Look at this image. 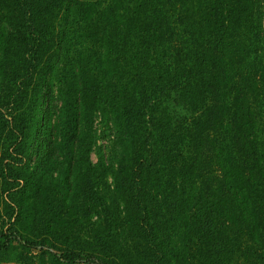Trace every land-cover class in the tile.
<instances>
[{
	"label": "trees",
	"instance_id": "1",
	"mask_svg": "<svg viewBox=\"0 0 264 264\" xmlns=\"http://www.w3.org/2000/svg\"><path fill=\"white\" fill-rule=\"evenodd\" d=\"M5 149L0 252L264 264V0H0Z\"/></svg>",
	"mask_w": 264,
	"mask_h": 264
},
{
	"label": "rangeland",
	"instance_id": "2",
	"mask_svg": "<svg viewBox=\"0 0 264 264\" xmlns=\"http://www.w3.org/2000/svg\"><path fill=\"white\" fill-rule=\"evenodd\" d=\"M7 150L8 149H5L4 152L2 154H0V157L1 156L3 157V154H5V152ZM93 158H94V161L97 160L96 153H93ZM52 168H54V166ZM56 169L59 170V167H57ZM55 173H57V170L55 171ZM82 173H83V170H82ZM73 175H74V179H75L76 177L80 176V171L75 170ZM104 175L100 176V179H99V181L102 182L101 185L103 187H105V184H106V179H105ZM83 177H84V181L80 182V184H82V187H83V185H86L85 178L90 177V173H88V174L84 173ZM80 179H82V175H81ZM59 183L61 184V180H59ZM62 189H63V187H62ZM79 192H81V191H79ZM58 196H60V194L56 193L55 185H54V187L51 189V192L49 193L48 196H46V198L49 197V199L51 201H53V204H55L56 201H58V199H59ZM117 196L120 197V195H117ZM72 198L75 201L72 203V205H74L75 203L77 205L78 201L84 202V203H88V201H89L88 199H84L83 195H77V190L72 195ZM6 205H7V202L5 201L4 193H0V221H1L0 222V229L2 227L1 223L16 222L15 218H12V220H11L9 218L10 215L5 212L4 208L6 207ZM59 206L61 207V210L59 212V215L56 217V219H59L62 217L64 219H69L70 216L74 219V212L72 210H70L68 212V210L66 208H64L61 203L59 204ZM86 216H88V213H84L80 209V217H83V220H81L80 225H76L74 227V232H76L77 235H78V230H80L81 234L85 233L86 235H88L96 225L95 224L94 227L92 228V224H93L92 219L90 220ZM95 218L96 217H93V219H95ZM17 223H18L17 225H18L19 229H21L20 232H22V234L25 235L26 229L24 227H27V226L25 224L21 226L19 221ZM99 225H101V223L97 224V226H99ZM81 231H83V232H81ZM71 243L73 244L72 247H74V248L85 247L84 244H80L79 240L74 239V238H71ZM86 247H88V246H86ZM52 250H54V249H52ZM24 258L27 259L26 264H63V263H59V262L55 261L53 259L52 255L49 252H47V250L42 251V250L30 249V248L23 246L22 244H20L18 242H14L8 251L0 252V264H23L21 261Z\"/></svg>",
	"mask_w": 264,
	"mask_h": 264
}]
</instances>
